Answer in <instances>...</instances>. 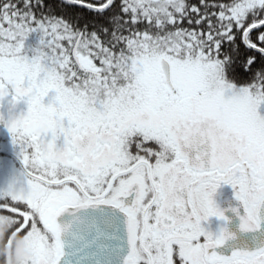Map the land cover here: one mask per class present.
<instances>
[{
  "label": "snow or ice",
  "instance_id": "1",
  "mask_svg": "<svg viewBox=\"0 0 264 264\" xmlns=\"http://www.w3.org/2000/svg\"><path fill=\"white\" fill-rule=\"evenodd\" d=\"M0 264H264V0H0Z\"/></svg>",
  "mask_w": 264,
  "mask_h": 264
}]
</instances>
